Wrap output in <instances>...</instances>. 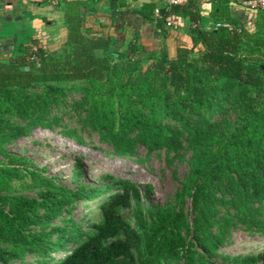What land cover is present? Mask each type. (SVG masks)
Wrapping results in <instances>:
<instances>
[{
    "label": "trees",
    "instance_id": "trees-1",
    "mask_svg": "<svg viewBox=\"0 0 264 264\" xmlns=\"http://www.w3.org/2000/svg\"><path fill=\"white\" fill-rule=\"evenodd\" d=\"M135 2L107 0L108 12L95 10L87 18L85 0H65L60 8L67 33L60 48L52 50L32 31L9 50L0 46V151L28 132L7 123L5 114L41 122L46 107L68 93L80 94L91 126L119 156L129 158L137 144L147 151L178 149L184 134L192 152L182 194L197 210L186 230L191 238L180 232L177 208L151 205L142 222L137 202L133 227L120 213L135 191L128 180L73 189L43 179L32 191L36 197L0 192V239L8 243L0 249L1 264L26 251L37 255L36 264H225L210 259L229 228L213 221L215 206L235 204L246 215V198H264V8L246 6L256 11L246 27L225 0H217L210 10L213 25L204 28L192 3ZM170 29L176 32L172 53L166 45ZM226 101L246 109L215 134L207 114ZM18 172L0 165V191L7 175ZM78 202L94 206L100 219L76 225L69 212ZM246 220L264 236V221ZM256 248L227 258L264 264V242Z\"/></svg>",
    "mask_w": 264,
    "mask_h": 264
},
{
    "label": "rangeland",
    "instance_id": "rangeland-1",
    "mask_svg": "<svg viewBox=\"0 0 264 264\" xmlns=\"http://www.w3.org/2000/svg\"><path fill=\"white\" fill-rule=\"evenodd\" d=\"M62 41H58L52 50L60 48ZM172 48L173 45L168 41L171 52ZM244 109L246 105L240 107L236 102L226 101L218 111L207 114V122L214 123V133L220 134ZM4 116L7 123L20 125L27 128L28 132L1 147L0 165H14L19 170L18 173L7 175L6 187L1 193L36 197L32 191L37 189V182L43 179L51 181L49 183L54 188L59 185L61 188L73 189L110 186L115 178L128 180L134 185L135 191L130 190L131 206L121 208L120 213L133 227L137 225V202L143 207L142 222L148 220L145 209L151 205L160 206L169 212L177 208L182 213L180 232L187 236L186 230L190 229L197 210L192 197L182 194L192 152L184 134L181 136L183 143L178 149L147 151L137 144L129 158L119 156L103 133L91 126L86 104L79 93H68L57 104L48 105L42 112L41 122L34 117L22 119L15 115ZM118 190L122 192V189ZM245 202L248 210L246 215L237 212L235 204L215 206L213 221L218 225L228 224L229 228L224 243L216 253L210 255L211 260L231 264L227 256L256 253V247L263 244L264 236L254 230L246 219L251 217L264 221V198L248 197ZM4 207L7 208L6 205ZM69 217L76 225L84 226L98 221L100 214L94 206L84 208L83 202H78L70 210ZM41 231L46 232L48 229ZM51 237L52 240L56 238L52 234L46 235L47 239ZM6 247L8 243L0 239V249ZM22 257L9 262L36 264L37 255L34 252L26 251Z\"/></svg>",
    "mask_w": 264,
    "mask_h": 264
},
{
    "label": "crops",
    "instance_id": "crops-1",
    "mask_svg": "<svg viewBox=\"0 0 264 264\" xmlns=\"http://www.w3.org/2000/svg\"><path fill=\"white\" fill-rule=\"evenodd\" d=\"M65 0H0V46L6 50L12 48L14 43L21 42L29 31L33 34L40 35L43 43L51 46V49L63 38H66V22L65 13L61 10L60 5ZM71 1V0H70ZM86 8L82 7V11H86L85 16L96 14L100 15L108 12L107 0H85ZM136 0H126V3L134 4ZM224 1V0H221ZM229 7L232 17L239 19L246 27H251V22L256 14L250 6V0H225ZM192 3L195 5L200 16V25L209 28L213 25V19L210 16L212 3L217 0H184L181 4ZM180 28H183L186 22L179 19ZM185 21V20H184ZM40 33V34H39ZM170 37L166 40L173 45L174 51L175 30L170 29ZM185 38V37H184ZM64 41V40H63ZM62 41V42H63ZM170 44V43H169ZM9 46V48H8ZM168 51L172 53L169 49Z\"/></svg>",
    "mask_w": 264,
    "mask_h": 264
},
{
    "label": "built area",
    "instance_id": "built-area-1",
    "mask_svg": "<svg viewBox=\"0 0 264 264\" xmlns=\"http://www.w3.org/2000/svg\"><path fill=\"white\" fill-rule=\"evenodd\" d=\"M183 1L184 0H168L169 3H181ZM249 5L264 8V0H250ZM167 24L173 26V23L170 20L167 22ZM216 25L218 26L219 24Z\"/></svg>",
    "mask_w": 264,
    "mask_h": 264
},
{
    "label": "water",
    "instance_id": "water-1",
    "mask_svg": "<svg viewBox=\"0 0 264 264\" xmlns=\"http://www.w3.org/2000/svg\"><path fill=\"white\" fill-rule=\"evenodd\" d=\"M8 48H9V46H8ZM61 51H62V50H59V52H61ZM261 67L264 69V65H262Z\"/></svg>",
    "mask_w": 264,
    "mask_h": 264
}]
</instances>
